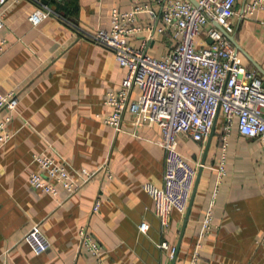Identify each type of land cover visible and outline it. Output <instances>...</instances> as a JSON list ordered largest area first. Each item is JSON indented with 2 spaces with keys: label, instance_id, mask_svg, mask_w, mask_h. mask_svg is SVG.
Listing matches in <instances>:
<instances>
[{
  "label": "crops",
  "instance_id": "0c3cea01",
  "mask_svg": "<svg viewBox=\"0 0 264 264\" xmlns=\"http://www.w3.org/2000/svg\"><path fill=\"white\" fill-rule=\"evenodd\" d=\"M249 1L236 0L231 36L264 73V9L239 17ZM38 3L59 17L31 25L28 17ZM132 6L133 0H21L2 5L0 40H6V50L0 55V92L15 91L18 105L9 125L11 139L0 149V264H98L79 245L82 226L103 245L101 264H188L210 203L213 217L201 239V264H264L258 245L264 231V151L256 139L239 135L232 125L225 136L224 174L216 180L219 120L203 141L178 135L176 148L196 168V177L186 212L171 211L163 229L152 198L142 189L144 183L162 184L160 128L133 127L129 112L121 132L103 122L110 112L104 96L119 87L126 70L86 34L108 30L112 10L129 11ZM151 6L158 14V5ZM134 25L162 24L140 14ZM171 33L160 34L147 52L158 58L173 48L178 39ZM144 36L130 35L129 45L139 46ZM137 97L135 89L131 99ZM37 154L64 163L77 182L82 170L93 175L72 196L61 191L51 197L28 184L30 172L38 170L33 162ZM97 200L100 207L93 212ZM142 222L149 224L145 234L138 230ZM36 224L51 245L40 254L23 240ZM163 241L175 247L174 259L158 247Z\"/></svg>",
  "mask_w": 264,
  "mask_h": 264
},
{
  "label": "built area",
  "instance_id": "2783aa9c",
  "mask_svg": "<svg viewBox=\"0 0 264 264\" xmlns=\"http://www.w3.org/2000/svg\"><path fill=\"white\" fill-rule=\"evenodd\" d=\"M21 0H0V9L6 2ZM62 1V0H59ZM133 0L132 9L111 12L110 28L98 29L86 36L94 43L107 48L116 62L126 70L124 79L117 89L106 92L103 105L110 112L103 122L117 132L126 112L132 115L133 127L157 125L161 130V147L164 151V168L161 186L144 183L143 191L154 203V215L164 229L171 211L184 214L188 208L196 168L188 158L178 152L176 137L184 135L200 142L207 138L218 119L221 125V143L217 165L214 168L216 180L224 174L225 136L232 125L239 135L256 139L264 151V87L258 73L244 63L243 56L236 51L227 35L234 31L232 19L236 0ZM159 7V13L152 8ZM264 9V0H250L245 3L239 17H249ZM147 14L156 25L135 26L138 15ZM49 16L59 17L48 5L38 3L28 21L37 26ZM217 25L218 28L215 27ZM3 26L0 15V29ZM172 29L176 45L160 57L147 52L160 34ZM144 33L139 46L128 43L132 34ZM199 39L200 45L197 44ZM207 39L211 40L208 43ZM6 50V40H0V55ZM138 97L131 99L133 90ZM18 105L15 91L0 92V149L11 139L9 125ZM33 162L38 170L30 172L29 186L51 197L61 191L72 196L93 173L80 172L77 182L65 164L54 158L37 154ZM199 166H203L199 164ZM107 177L111 178L106 169ZM100 202L95 201L92 211L97 212ZM212 203L207 207L200 223L198 238L188 264H201L199 249L201 239L211 228ZM149 228L140 223L138 230L145 234ZM79 245L98 264L103 261L104 247L94 235L82 226L77 231ZM36 254L50 248V242L39 225L32 226L23 236ZM258 245L264 250V231L258 238ZM159 248L169 251L173 259L175 247L165 241Z\"/></svg>",
  "mask_w": 264,
  "mask_h": 264
},
{
  "label": "water",
  "instance_id": "95a60500",
  "mask_svg": "<svg viewBox=\"0 0 264 264\" xmlns=\"http://www.w3.org/2000/svg\"><path fill=\"white\" fill-rule=\"evenodd\" d=\"M191 2H193V3H195V1L194 0H190ZM45 3H46V1H44ZM215 27L216 28H218L219 30H220V28L217 26V25H215ZM227 38H228V40L232 43V45L234 46V48L236 49V51H238L243 57H246V59L256 68V70H258V72H260V74L264 77V73L261 71V69H259V67H257V65H255L248 57H247V55H245L240 49H239V47L236 45V43H235V41H234V39H233V37L232 36H230V35H227ZM208 43H211V40L209 39L208 40ZM262 86L264 87V81L262 82ZM175 258V254H174V257H173V259Z\"/></svg>",
  "mask_w": 264,
  "mask_h": 264
},
{
  "label": "rangeland",
  "instance_id": "374dc122",
  "mask_svg": "<svg viewBox=\"0 0 264 264\" xmlns=\"http://www.w3.org/2000/svg\"><path fill=\"white\" fill-rule=\"evenodd\" d=\"M196 40H197V44L200 45V43H199V39H196ZM156 47H157V46H156Z\"/></svg>",
  "mask_w": 264,
  "mask_h": 264
}]
</instances>
